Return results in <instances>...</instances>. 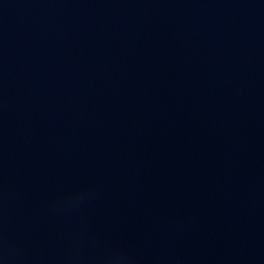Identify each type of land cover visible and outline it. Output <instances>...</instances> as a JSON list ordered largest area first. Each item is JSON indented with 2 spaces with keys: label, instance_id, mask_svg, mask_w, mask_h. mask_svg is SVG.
<instances>
[{
  "label": "water",
  "instance_id": "95a60500",
  "mask_svg": "<svg viewBox=\"0 0 264 264\" xmlns=\"http://www.w3.org/2000/svg\"><path fill=\"white\" fill-rule=\"evenodd\" d=\"M0 264H19L0 250Z\"/></svg>",
  "mask_w": 264,
  "mask_h": 264
}]
</instances>
